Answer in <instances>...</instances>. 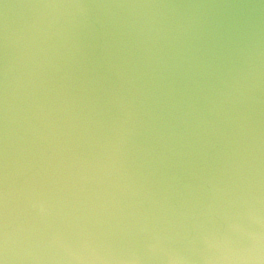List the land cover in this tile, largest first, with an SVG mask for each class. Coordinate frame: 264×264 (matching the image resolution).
<instances>
[{
	"label": "clouds",
	"instance_id": "obj_1",
	"mask_svg": "<svg viewBox=\"0 0 264 264\" xmlns=\"http://www.w3.org/2000/svg\"><path fill=\"white\" fill-rule=\"evenodd\" d=\"M0 264H264V0H0Z\"/></svg>",
	"mask_w": 264,
	"mask_h": 264
}]
</instances>
